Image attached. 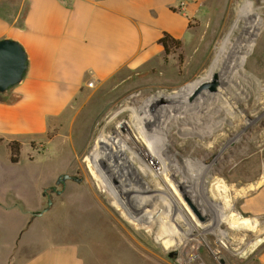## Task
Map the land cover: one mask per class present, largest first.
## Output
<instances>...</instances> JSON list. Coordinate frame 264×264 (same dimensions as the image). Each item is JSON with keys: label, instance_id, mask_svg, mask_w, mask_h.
<instances>
[{"label": "rangeland", "instance_id": "1", "mask_svg": "<svg viewBox=\"0 0 264 264\" xmlns=\"http://www.w3.org/2000/svg\"><path fill=\"white\" fill-rule=\"evenodd\" d=\"M245 2L253 4L264 22V0H205L191 24L190 40L170 54L171 62L160 72L119 73L94 86L93 92L82 99L74 123L49 134L48 137L55 134L50 142L31 141L30 147L20 148L15 167L20 183L14 192L7 194V203L0 194V209L13 207L0 211V239L13 224L24 221L26 225L11 250L0 242V264H10L23 256L21 244L27 239L36 245L74 244L85 264H249L256 258L264 247V203L259 202V213L250 212L245 205L264 192V140L253 145L250 140L253 133L264 134L263 62L252 60L245 69L258 81L259 92L251 91L239 102L231 99V108H237L242 119L239 123L225 119L222 127L208 137L169 126L163 131L166 144L158 146L161 156L180 166L181 177L198 180L195 190L201 199L211 198L209 187L215 179L224 182L234 216L247 223L243 228H230L227 223L219 225L218 232H225V237L202 232L198 225L212 222L215 215H201L205 220L200 221L172 175L141 179L131 170L147 210L133 213L126 209L118 195L107 190L110 181L102 170L107 159L95 143L101 135L106 141L128 137V132L119 125L127 122L134 112L131 108L201 77L236 20L238 8ZM258 38L255 37L256 42ZM213 85L215 89H207L212 93L226 89V85ZM115 127H119L121 136L115 133ZM147 142L149 145L136 143L131 148L148 153L150 144L157 147ZM113 155L118 159L124 157L119 150H114ZM201 164L209 171L212 168L210 175H198ZM63 175L69 178L58 182ZM235 217L232 218L237 220ZM160 229L164 234L158 239ZM170 238H175L173 245L165 247L163 240Z\"/></svg>", "mask_w": 264, "mask_h": 264}, {"label": "crops", "instance_id": "2", "mask_svg": "<svg viewBox=\"0 0 264 264\" xmlns=\"http://www.w3.org/2000/svg\"><path fill=\"white\" fill-rule=\"evenodd\" d=\"M204 1L0 0V40H16L27 56L22 82L0 94L2 200L7 203V194L20 183L8 142L18 141L21 148L31 141L50 142L55 134H49L74 123L82 99L95 85L119 73L139 75L165 67L172 57L158 40L167 33L185 45ZM257 196L245 205L252 213L264 203V192ZM25 225L7 228L2 245L15 247ZM27 240L21 244L23 256L10 264H85L74 244ZM249 264H264V247Z\"/></svg>", "mask_w": 264, "mask_h": 264}, {"label": "bare ground", "instance_id": "3", "mask_svg": "<svg viewBox=\"0 0 264 264\" xmlns=\"http://www.w3.org/2000/svg\"><path fill=\"white\" fill-rule=\"evenodd\" d=\"M252 5L250 2H245L238 8L236 20L224 39L219 43L208 70L201 77L174 92L167 94L158 93L151 96L143 101L139 107L131 108L134 112L130 115L127 122L119 125V127L124 128L128 132V137H119L106 141L101 135L96 139L97 147L102 150L107 159L104 162V167H102L103 173L110 181L107 190L117 194L122 201L121 203L129 211L139 213L144 209L145 211L147 210V206L143 199L140 198V194L132 180L134 175L131 170H133L135 175L141 179L145 176H149L152 179H157L159 176L165 177L166 175L176 177V185L182 188L184 195L198 210L200 215H215L212 222L208 221V224L198 225L203 233H215L218 236L225 237V232H218L219 225L227 223L230 228H243V225H245V221L234 216L230 198L227 195L228 189L224 182L222 183L221 180L215 179L209 187V191L212 194L211 198L201 199L195 190L198 180L186 176L181 177L180 175L183 172L179 168L180 166L178 167L177 163L172 164L165 155L161 156L157 151L158 149L161 150L158 146L165 145L167 142L165 137H163V131H167L169 126H177L178 130L182 132H192L208 137L214 133L216 128L222 127L225 119L230 120L232 123H239L242 120L239 116L240 114L236 111L237 108H231V99L239 102L249 95L251 91H258L260 87L258 81L252 75L247 74L245 69L250 66L252 60H258L264 64V22L255 12ZM258 36L259 38L256 42L257 38L255 39V37ZM262 70L264 71V69ZM212 83L218 86L226 85V89L223 90L218 87L219 90L216 93H212L207 90L208 88H204V85H211ZM223 91H226L227 94L223 93ZM111 92L108 93L111 95ZM106 97L108 96L106 95ZM86 123L85 125H87ZM146 125H148V129L145 128ZM119 127H115L114 130L118 136H121ZM250 140L253 145L257 140H264V134L254 136L253 133ZM147 141L156 144L157 147L150 144V149L146 150L148 153L136 152L131 148V145L136 143H142V145L147 143L149 145ZM114 150L123 152L124 157L122 159L114 157ZM211 172L212 168L209 171L207 166L203 164L197 170L198 175H210ZM155 189L156 187L153 191ZM213 200H216V203ZM171 221L173 220L171 219ZM162 233L164 234V231L162 232V229H160L157 234L158 239L162 236ZM174 241L175 238H170L163 240V243L165 247H171Z\"/></svg>", "mask_w": 264, "mask_h": 264}, {"label": "water", "instance_id": "4", "mask_svg": "<svg viewBox=\"0 0 264 264\" xmlns=\"http://www.w3.org/2000/svg\"><path fill=\"white\" fill-rule=\"evenodd\" d=\"M27 70V56L21 45L14 39L3 38L0 40V94H5L10 88L20 84ZM209 90L214 89V85H204ZM68 179L67 175H63L58 179L63 181ZM58 184V183H57ZM181 188V187H180ZM182 190V189H181ZM185 201L193 213L200 219L205 220L198 210L190 203L189 199L184 195ZM50 205V202H49ZM42 214V213H41ZM40 214V215H41Z\"/></svg>", "mask_w": 264, "mask_h": 264}, {"label": "trees", "instance_id": "5", "mask_svg": "<svg viewBox=\"0 0 264 264\" xmlns=\"http://www.w3.org/2000/svg\"><path fill=\"white\" fill-rule=\"evenodd\" d=\"M158 43L163 47L165 55L176 52L180 49L182 42L180 40L172 38L169 34L163 33ZM11 89V88H10ZM3 95V94H1ZM2 140L0 139V142ZM21 145L18 141H11L7 143V149L10 155V162L15 164L19 161Z\"/></svg>", "mask_w": 264, "mask_h": 264}, {"label": "built area", "instance_id": "6", "mask_svg": "<svg viewBox=\"0 0 264 264\" xmlns=\"http://www.w3.org/2000/svg\"><path fill=\"white\" fill-rule=\"evenodd\" d=\"M88 87H91L92 86V84L91 83H88V85H87Z\"/></svg>", "mask_w": 264, "mask_h": 264}]
</instances>
